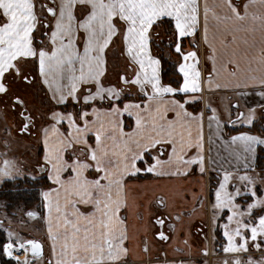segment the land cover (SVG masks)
I'll use <instances>...</instances> for the list:
<instances>
[{
	"label": "snow or ice",
	"instance_id": "obj_1",
	"mask_svg": "<svg viewBox=\"0 0 264 264\" xmlns=\"http://www.w3.org/2000/svg\"><path fill=\"white\" fill-rule=\"evenodd\" d=\"M257 3L248 0L243 13L232 0L214 5L228 9L223 16L212 11L217 25H233L222 32L221 55L215 35L209 37L207 0H203V11L201 0H0V97H6L7 106L15 112L18 133L30 132L36 117L25 95L13 92L14 86L32 88L39 82L49 97L41 168L52 184L43 192L50 240L47 264H131L134 237L121 214L129 207L127 180L142 172L188 176L193 166L205 174V111L210 113L207 119L216 157L222 149L226 153L222 159L232 165L231 169L213 168L222 176L211 202L209 228H220L226 238L222 264H264V177L251 174L258 152L264 153V133L229 136L225 131L229 125L250 128L256 107L245 114L239 104H233L236 119L229 112L228 120L222 122L217 108L205 100V93L228 87L221 83L225 77L238 95H252L243 91L252 88L264 100V46L251 57L232 49L235 32L256 31L246 21L259 22L264 30V15L249 11ZM259 4L264 6V0ZM166 22L172 23L171 47L179 57V79L169 83L163 80V57L153 52L159 35L155 29ZM38 29L43 30L46 44L34 42ZM198 32L210 49L206 59L212 67L207 74L198 51L183 48V40ZM116 37L132 75H120L118 83L106 84L107 52ZM132 86L139 99L125 102L131 96L125 88ZM69 101L74 111L57 110ZM200 101H205V111H188V105ZM258 106L264 113V103ZM125 117L134 121L129 132ZM6 132L10 135L11 129ZM90 137L94 144L89 143ZM14 170L15 165L5 160L0 180L12 178ZM90 172L96 177L89 179ZM158 204L171 216L166 201ZM155 224L163 229L166 221L158 215ZM7 236L2 251L16 264H36L45 258L42 242L23 240L11 231ZM155 238L170 239L163 230ZM184 244L188 245L187 239ZM143 245L142 251L148 253L149 242ZM253 249L261 253L260 259L252 257Z\"/></svg>",
	"mask_w": 264,
	"mask_h": 264
},
{
	"label": "crops",
	"instance_id": "obj_2",
	"mask_svg": "<svg viewBox=\"0 0 264 264\" xmlns=\"http://www.w3.org/2000/svg\"><path fill=\"white\" fill-rule=\"evenodd\" d=\"M210 12H209V37L212 39L213 35H215V46L218 50H221L222 55V32L225 28L233 27V25L228 24H220L217 25V22L213 20L212 18V11H215L217 15L223 16L225 13L228 12V9L226 6L221 7H214L216 4H223V0H207ZM232 3L234 5H240V11L243 13V5L248 3V0H232ZM201 10L203 11V0H201ZM250 13H254L256 15H264V6L258 3L251 7L249 9ZM77 15L79 16L81 14V9L78 7ZM172 24V23H171ZM245 24L248 25L249 29L252 27H255L256 31L253 33L252 31H238L235 32L234 35L236 36V42L232 45V49L235 50L238 53H244L247 56L251 57L253 55L258 54V49L262 45V41H264V30L260 28L259 22H256L253 24L250 20L246 21ZM160 31H163V25L161 24ZM159 31V32H160ZM161 33V32H160ZM162 34V33H161ZM34 36V42L38 45L39 41L43 40L45 44L47 43V38L43 34V30L38 29L33 34ZM161 37V36H160ZM170 43H172V37H170ZM231 39V37H229ZM245 40L248 41V43H245ZM168 42V41H167ZM255 44V47H251L252 44ZM183 44H186L184 50L186 51H198V55L201 60V64L203 67L208 68V70L204 72L207 74V72L211 69L212 64L210 60L206 59V56L210 54V49L207 45H205L202 41V33L198 32L195 37H186L183 40ZM199 44L200 47L197 49L194 47V45ZM112 47L116 48L117 51V58L118 61L115 65V70L112 72L113 74L109 76V72L107 73V79L105 80V83H112L116 84L119 81L120 75H127L131 77L132 73L129 70H126V72H122L121 69L122 61L126 64H128V60L124 54H122V43L119 39V37L114 38V42L111 45ZM110 49V48H109ZM108 53V52H107ZM155 54V53H154ZM157 55V54H155ZM159 56V55H158ZM178 57V56H176ZM108 59V56H107ZM179 60V58H178ZM177 60V61H178ZM242 66H246L244 64V61L242 59L241 61ZM176 64V69L178 71V64ZM255 66V65H253ZM108 67H109V61H108ZM120 67V68H119ZM120 71V72H118ZM221 83H227L228 87L221 89L219 91H213L210 93H205V100L207 102H210L212 106H219L220 103H222L223 107L219 109L221 110V121H226L229 118V112L232 113L231 119H236V111L231 110L230 106L231 104H239L240 108L239 111L244 112L241 109V106H247V105H253L258 110V116L261 117V123L264 124V113H262L261 109L259 108V104L264 103V100H261V98L255 94V90L252 88L244 89L243 91L252 93V95H246V96H240L238 95V92L236 90H232L233 86L231 83H228V78L225 77L221 80ZM45 90L46 95V87L42 86ZM126 92H131L132 97H128V99L125 102L129 101H135L138 100L139 97L137 96V89L132 87H126ZM137 96V97H136ZM46 98L49 100L48 95H46ZM224 98V99H222ZM71 101H69L70 103ZM191 106H195L196 109H191ZM188 111L193 112L194 114H198L200 111H205V101H200L195 104H190L187 106ZM57 110H59L57 108ZM61 111V110H60ZM72 112V111H68ZM209 114V112L205 111ZM245 113V112H244ZM246 114V113H245ZM205 123H204V137H205V162L206 167L208 168V171L205 174L199 173V170L196 166H193L190 174L188 176H157L155 174L151 173H141L138 175V177L134 179L127 180V192H128V205L126 211H123L121 214L123 216H126V225L128 226L130 234L134 237L133 240V251L129 255V260L131 261V264H209V261L207 259V256L204 254L205 251L207 254L212 252V247H210L208 243H199V239L197 238V232L198 230L203 229V232L205 230L207 231L208 238L205 235L204 239H212L215 226H213L212 229L209 228L210 223V215H211V203H208L206 196L207 192L211 189L213 192L216 190L217 184L214 183L212 187H210L209 184V176H214L216 179L213 181H217V176L215 174L222 175L221 171H213V168H224V169H231L232 165L229 163L225 164V167L222 166V164H211L210 161L207 160L208 154L207 149H209V141L212 139L211 137V129L208 126V115L205 114ZM171 118V117H170ZM127 120V121H126ZM258 120V119H257ZM255 122V121H254ZM134 124V121L132 118L125 117V131L129 132L132 130V125ZM47 123L44 124V127H47ZM242 128H245V125L241 126ZM43 128L41 132L42 137V147H41V161L42 165L44 166V155L46 153V147L43 144ZM228 128H234L231 125L228 126ZM236 129L234 132L238 129V127H235ZM249 128V127H246ZM227 129V127H226ZM225 129L226 133L228 132ZM65 130L62 128V131ZM230 130V129H228ZM240 134V133H238ZM236 134V135H238ZM257 135L256 133H252ZM260 135V134H258ZM89 143L94 144V137L89 138ZM211 143V142H210ZM212 144V143H211ZM210 151V150H209ZM216 148L214 145H212V150L209 152V154H212L216 157ZM167 153L165 154L166 157ZM226 153L224 151L220 150V157H216L217 160L222 159ZM258 155V154H257ZM257 160V158H256ZM256 160L254 162V165H256ZM255 171H260L256 169ZM242 174V173H239ZM44 179H47L49 185L48 186H42L41 190V211H38V214L34 209V211H30L35 213L36 215L34 217H39L42 220V236L39 237L40 242L44 244V259H39L36 261V264H47V259H49V245L50 240L47 235V224H46V209L44 207V200H43V192L49 190L52 187V184L50 180L48 179V173L45 172ZM95 172L88 173L89 179L96 177ZM210 190V191H211ZM153 193V194H152ZM163 199L166 201L169 205V211L171 212V216H169L167 213H164L162 209L159 208L158 202ZM87 210V209H84ZM162 216L166 224L161 229L158 225L155 224V220L157 216ZM179 215L181 219L179 221H176L174 218L175 216ZM33 218V217H32ZM33 218V222H36ZM174 225V227H169V225ZM220 229V228H219ZM163 230L170 239L168 241H161L159 239L155 238V234L159 231ZM201 232V231H200ZM44 237V240H43ZM188 240V245L184 244V240ZM226 240V238H225ZM147 241L150 245V251L148 253H144L142 251L143 248V242ZM218 251H220L222 248H220V245L218 248H216ZM210 251V252H209ZM260 254V252H258ZM261 254L259 255V257ZM253 258L257 259V254L253 253Z\"/></svg>",
	"mask_w": 264,
	"mask_h": 264
},
{
	"label": "rangeland",
	"instance_id": "obj_3",
	"mask_svg": "<svg viewBox=\"0 0 264 264\" xmlns=\"http://www.w3.org/2000/svg\"><path fill=\"white\" fill-rule=\"evenodd\" d=\"M108 56V61H109V76L112 75L113 71L115 70V65L118 61L117 58V51L116 48H112L110 51L108 50L107 53ZM122 66L123 68L121 69L122 72H126L128 68L126 67V64L122 61ZM172 59V58H171ZM174 61V58L173 60ZM207 67V66H206ZM203 67L205 72L208 70V68ZM120 72V71H118ZM14 93H18L21 95H25V99L28 101L29 107L33 109L35 117H36V126L32 127L30 129V132L28 133H18L17 132V127L19 124V120L15 115V112L7 106L6 103V97H0V168H3V162L5 160L11 161L15 165V170L12 173V178H6L3 180H0V187L6 180H15V179H22V180H32L34 182L39 183L40 185L44 186L48 181L47 179H44L45 177V171H41V168L43 167L41 161L42 153H41V147H42V137L41 132L42 128L46 122V114L48 111L49 105V100L46 98L45 95V90L43 87H41V84L39 82L36 83L35 87L32 88H25L21 84H17L13 88ZM133 92V91H130ZM133 95L129 96L132 97ZM137 97V96H136ZM224 99V98H222ZM237 104V103H236ZM233 105V104H231ZM217 108L219 115L221 116V110L219 109L223 107L222 103L219 104V106H213ZM250 107H255L253 105H247V106H241V109L247 114L248 109ZM231 110L236 111L230 106ZM258 110L256 109V119L255 122H253L252 126L258 125L260 128L264 129V124L261 123V117L258 115ZM208 116L210 113H206ZM258 119V120H257ZM264 119V118H263ZM208 120V119H207ZM258 121V123H257ZM257 123V124H256ZM242 124H238L237 127L238 129L234 132L231 128L230 130H227V135H236L241 132H249L250 134L256 133L257 135L260 133V128H252L255 131H249V129H245L241 127ZM6 129H11L10 135L6 132ZM262 131V130H261ZM209 143V149H207L208 158L211 164L212 159L215 157L212 154H209L212 150V144ZM7 145V146H6ZM210 150V151H209ZM221 151H223L221 149ZM225 162L223 159L217 160V164H222V166L225 167ZM263 164V163H262ZM257 165V164H256ZM264 169V164L262 165ZM256 167V166H255ZM260 171H255V173H251L253 175L259 174L261 177H264V170ZM44 176V177H43ZM217 176V181H213L216 179L214 176H209L208 181L210 184V187H212L215 184L218 183V180L221 178L222 175L215 174ZM35 177V179H33ZM211 190V189H210ZM208 191L206 199L208 203H211L214 199V192ZM153 194V193H152ZM7 203L5 201H0V222H2V228L3 230L6 231V234L8 231L13 232L14 234H17L21 239L27 240V239H39L40 236H42V220L41 216L39 217H33L35 218L34 220L36 222H33V218L29 217L27 215L28 212L30 211H36L37 208L32 207L29 209H24L21 205L18 204L15 207H12L10 210L7 207ZM34 209V210H32ZM211 209V208H210ZM38 210V209H37ZM38 214V211H36ZM39 215V214H38ZM220 223L222 224L223 221L221 220ZM196 236L199 239V243H208L210 244L209 246L212 247V253L215 255H220V257L214 258V262L222 264V260L225 258V254L220 250L218 251L216 248L220 245V248L226 244L225 238L222 236V231L221 229L215 227V231L213 234L212 239L205 240L204 237L205 233L207 235V231L202 232L201 230H198ZM201 231V232H200ZM208 238V235L206 236ZM8 242V236L6 235L5 237ZM44 240V237H43ZM210 252V251H209ZM253 253L257 254L258 259L261 258L259 257L258 251H255L254 249L251 252V255ZM2 254L4 255L5 258L12 260L14 264H16L15 260L12 258H9L7 255H5L2 251ZM25 257L23 254H20V259L23 260ZM31 258V257H29ZM39 262V260H38ZM37 262V264H38Z\"/></svg>",
	"mask_w": 264,
	"mask_h": 264
},
{
	"label": "trees",
	"instance_id": "obj_4",
	"mask_svg": "<svg viewBox=\"0 0 264 264\" xmlns=\"http://www.w3.org/2000/svg\"><path fill=\"white\" fill-rule=\"evenodd\" d=\"M162 25L164 29L163 31L158 30L160 29V27L155 29V31L158 32L159 35L156 37V42L153 45V52L163 57L162 59V68L164 70L163 80L165 83H169V82L179 79V76L177 75L176 64H175L179 57H176L177 54L174 53L171 47V44H169L171 40L170 37H172L171 31H170V29L172 28V24L166 22V23H163ZM185 46L186 44H183V48H185ZM112 48H115V47L110 46L109 51ZM173 58H174V61H172ZM173 86L175 85L173 84ZM190 108L196 109L195 106H191ZM58 109L61 111H66V112L75 110L71 102L65 106H58ZM252 128L259 129L260 127L258 125H254L253 127L245 128V129H249V131H255ZM228 129H231V128L227 127V130ZM232 130H235V129H232ZM261 133H264V129L262 128H260L259 134ZM262 163L264 164V153L258 152L257 160H256L257 165H255L256 169L262 170L263 169ZM48 185L49 183L47 182L44 186H48ZM42 188H43L42 185H40L39 183L37 184V182H34L32 180L31 181L27 179L25 180H22V179L6 180L0 187V201H5L8 204L7 207L9 210L12 207L17 206V203L18 204L20 203L22 204L21 206L24 209L35 207V208H38V211H41L42 200H40V198H41ZM6 235H7L6 231L0 228V264H14L12 260L5 258L4 255L2 254V248L7 243V239L5 238Z\"/></svg>",
	"mask_w": 264,
	"mask_h": 264
},
{
	"label": "built area",
	"instance_id": "obj_5",
	"mask_svg": "<svg viewBox=\"0 0 264 264\" xmlns=\"http://www.w3.org/2000/svg\"><path fill=\"white\" fill-rule=\"evenodd\" d=\"M206 256H207V259H208V261H209V264H219V263L214 262V258H216V257H220V255H215V254H213L212 252H210V253L207 254Z\"/></svg>",
	"mask_w": 264,
	"mask_h": 264
},
{
	"label": "water",
	"instance_id": "obj_6",
	"mask_svg": "<svg viewBox=\"0 0 264 264\" xmlns=\"http://www.w3.org/2000/svg\"><path fill=\"white\" fill-rule=\"evenodd\" d=\"M37 241H39V240H37Z\"/></svg>",
	"mask_w": 264,
	"mask_h": 264
}]
</instances>
